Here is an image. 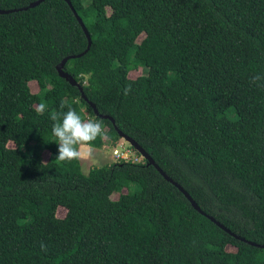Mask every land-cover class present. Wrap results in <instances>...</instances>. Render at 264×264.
<instances>
[{"label": "trees", "instance_id": "1", "mask_svg": "<svg viewBox=\"0 0 264 264\" xmlns=\"http://www.w3.org/2000/svg\"><path fill=\"white\" fill-rule=\"evenodd\" d=\"M33 1L0 0V264H264V0H68L87 51L66 0ZM68 106L233 234L128 142L59 161Z\"/></svg>", "mask_w": 264, "mask_h": 264}, {"label": "clouds", "instance_id": "2", "mask_svg": "<svg viewBox=\"0 0 264 264\" xmlns=\"http://www.w3.org/2000/svg\"><path fill=\"white\" fill-rule=\"evenodd\" d=\"M259 76L252 77V81H258ZM130 88H125V94ZM65 102L60 103V109L65 108ZM48 109L46 103H39L35 111L43 115ZM54 121L52 126V136L58 145L57 159L62 162L71 163L80 160L82 156L91 155V144L98 137L102 136L103 127L99 120L91 118L84 119L74 108L68 106L67 111H57L50 115ZM87 147V151L85 148ZM43 248V245H41Z\"/></svg>", "mask_w": 264, "mask_h": 264}, {"label": "water", "instance_id": "3", "mask_svg": "<svg viewBox=\"0 0 264 264\" xmlns=\"http://www.w3.org/2000/svg\"><path fill=\"white\" fill-rule=\"evenodd\" d=\"M41 1H43V0H35V1H33V2H31L28 6H26V7H23V8H21L22 10L23 9H27L28 7H33V6H35V5H37V4H39ZM66 2L68 3V5L70 6V8H71V10H72V12H73V14L75 15V17H76V19L78 20V22H79V24H80V26L82 27V29H83V31H84V34H85V36H86V38H87V48H86V50L85 51H87V49L89 48V45H90V36H89V34H88V31L86 30V28H85V26H84V24H83V22H82V20H81V18L76 14V12L74 11V9L72 8V6L70 5V3H69V1L68 0H66ZM11 11H16V9H13V10H3V9H0V13H9V12H11ZM84 51V52H85ZM73 57H75V56H67V57H65V58H63L60 62H59V64L56 66V69H57V71H58V73H59V75L60 76H63V77H65L69 82H71L72 84H75V85H78V83L74 80V79H72L71 78V76H69L66 72H64L63 70H62V68H63V66H64V64H65V62H66V60L67 59H69V58H73ZM79 86V85H78ZM79 88L81 89V87L79 86ZM92 107H93V110H94V112H96L97 113V111H96V109L94 108V106L92 105ZM105 117V116H104ZM111 121L113 122V120L111 119ZM118 133H119V136L121 137V138H123L126 142H128L131 146H133L146 160H147V162L149 163V164H152V165H154L155 166V168L160 172V174L167 180V181H169V182H171L173 185H175L182 193H183V195L188 199V201L191 203V205L193 206V208L195 209V210H197L199 213H201V214H203V215H205L207 218H209L212 222H214L217 226H219L221 229H223L224 231H226V232H228V233H230V234H233L232 232H230V230L229 229H227L225 226H223L220 222H218V221H216L212 216H210V215H207L204 211H202L200 208H199V206L196 204V202L191 198V196L183 189V187L182 186H180L178 183H176L175 181H173L170 177H168L155 163H154V161L152 160V158L138 145V144H136V142H134L132 139H130V138H128V137H126L125 135H123L120 131H118ZM248 243H250V244H252V245H256L255 243H253V242H248ZM262 246H264V245H262Z\"/></svg>", "mask_w": 264, "mask_h": 264}, {"label": "rangeland", "instance_id": "4", "mask_svg": "<svg viewBox=\"0 0 264 264\" xmlns=\"http://www.w3.org/2000/svg\"><path fill=\"white\" fill-rule=\"evenodd\" d=\"M145 70L144 69H136V70H131L129 72V77L131 78H135L136 76H138L141 73H144ZM8 145L10 146L11 143H8ZM112 147L116 148L119 151H125L126 149H129L128 143L121 138L120 140H118L115 145L111 144V142L105 138V146L101 149H97V148H93L91 147V155H85L82 156V158L80 159V165H81V170L84 173H87V171L93 167V166H100L103 164H107V163H111L114 162L116 159V157L114 156L113 152H112ZM87 147L85 148V151H87ZM130 150V149H129ZM130 152H132L130 150ZM123 157H126V154H122ZM138 188L137 185L133 184L131 185V190H136ZM125 190V189H124ZM65 210L63 208H59L58 209V215L62 216L64 214Z\"/></svg>", "mask_w": 264, "mask_h": 264}, {"label": "built area", "instance_id": "5", "mask_svg": "<svg viewBox=\"0 0 264 264\" xmlns=\"http://www.w3.org/2000/svg\"><path fill=\"white\" fill-rule=\"evenodd\" d=\"M116 159L122 158V159H130V155L132 152H130L129 149H126L125 151H119L116 148L111 149ZM122 154H126V157H123ZM136 160V158H134Z\"/></svg>", "mask_w": 264, "mask_h": 264}]
</instances>
